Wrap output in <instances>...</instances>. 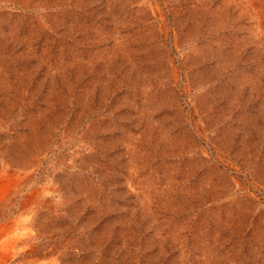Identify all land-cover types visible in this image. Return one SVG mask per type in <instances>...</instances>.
<instances>
[{
	"label": "rangeland",
	"instance_id": "374dc122",
	"mask_svg": "<svg viewBox=\"0 0 264 264\" xmlns=\"http://www.w3.org/2000/svg\"><path fill=\"white\" fill-rule=\"evenodd\" d=\"M0 264H264V0H0Z\"/></svg>",
	"mask_w": 264,
	"mask_h": 264
}]
</instances>
